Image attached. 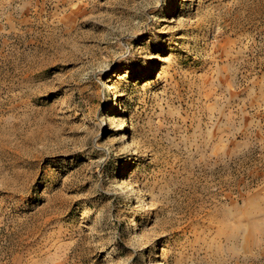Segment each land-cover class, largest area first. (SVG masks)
I'll use <instances>...</instances> for the list:
<instances>
[{
    "label": "rangeland",
    "instance_id": "374dc122",
    "mask_svg": "<svg viewBox=\"0 0 264 264\" xmlns=\"http://www.w3.org/2000/svg\"><path fill=\"white\" fill-rule=\"evenodd\" d=\"M0 264H264V0H0Z\"/></svg>",
    "mask_w": 264,
    "mask_h": 264
},
{
    "label": "bare ground",
    "instance_id": "6f19581e",
    "mask_svg": "<svg viewBox=\"0 0 264 264\" xmlns=\"http://www.w3.org/2000/svg\"><path fill=\"white\" fill-rule=\"evenodd\" d=\"M131 229H132V231H136L138 229L137 221L135 219H133V224H132ZM158 257H159V255H157L154 260H158L159 259Z\"/></svg>",
    "mask_w": 264,
    "mask_h": 264
}]
</instances>
